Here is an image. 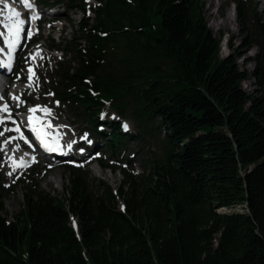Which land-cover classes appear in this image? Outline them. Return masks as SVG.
<instances>
[{
  "label": "trees",
  "instance_id": "obj_1",
  "mask_svg": "<svg viewBox=\"0 0 264 264\" xmlns=\"http://www.w3.org/2000/svg\"><path fill=\"white\" fill-rule=\"evenodd\" d=\"M64 1L82 19L51 93L94 131L110 112L131 123L108 121L102 148L136 142L147 170L121 169L116 192L75 168L63 197L23 185L13 221L0 204V264H264V24L247 31L235 6L258 51L247 73L237 51L219 57L202 0Z\"/></svg>",
  "mask_w": 264,
  "mask_h": 264
},
{
  "label": "rangeland",
  "instance_id": "obj_2",
  "mask_svg": "<svg viewBox=\"0 0 264 264\" xmlns=\"http://www.w3.org/2000/svg\"><path fill=\"white\" fill-rule=\"evenodd\" d=\"M202 1L204 4V13L206 18L205 21L207 22V26L211 30V33H213L217 38H220L219 57L225 58V56L231 54L233 51H237V53L240 54L237 60V65L239 66L238 68L247 73L252 72L254 69L253 59L255 58V54H257L258 51L256 47L249 49L248 42L250 41L247 37L246 29H244L236 19L237 9L235 6L239 4L248 14V25L246 28H248L247 31H249L252 30L251 18L253 16H255L254 18H256L260 24H264V0ZM49 4L51 3L49 2ZM90 4L95 5V3ZM42 12L46 22L40 27L39 30L40 41L32 46L26 45V43L21 45V50L17 55L18 58L16 67L11 76H13L14 81H17L19 78H23V80H25V84L20 85V88L28 90L26 91V94L29 96V101L43 105V107L50 109L49 116L56 121L55 127L66 126L59 128L62 129V136L64 139L67 138L69 140H75L76 142H83L84 145L81 146L82 148H93V146L95 147L96 145V156L99 158V160H101L104 166H110V169L101 167L99 163L97 164L91 162L90 164L88 163L83 166L81 165V171L88 175L91 184L94 182L96 185L97 181H102L110 186L113 190H117L124 179L119 171L120 168H125L127 172H130L136 178L137 176L146 174V163L143 161L144 152H141L140 144L136 142H130L127 146L126 152H121L111 156L105 149L102 148V140L104 139L103 136L101 137L100 135L93 134L91 128H86L80 123V121H73L71 112L68 110V108L62 104L57 105L55 99L49 93L51 91L50 80L59 75V62L66 63L70 57L68 56L66 59H62L60 53H49L47 52L46 48L50 46L49 40L53 39L55 40V44L58 45L60 49L69 50L70 47H66L65 43L63 44L62 41L70 40V37L73 34L71 25L76 26L81 18V15L75 6H70L66 2H62L54 10H48L43 6ZM0 40V45H3V39L0 38ZM37 52H40V55H36L35 60L30 61L31 55L37 54ZM30 62L32 63L31 67L34 70L35 83L29 81L28 79L29 68L27 65L30 64ZM30 83H32V87L28 86ZM37 84L38 86H36ZM241 87L245 93H252L251 91L256 89L253 84V80L251 79L245 81L243 80ZM15 96L19 97V95ZM3 97L4 101H0V103L5 102L6 100H12L13 103L17 102L11 98L10 93L4 94ZM19 105L24 106V111L33 108L23 101H21ZM16 110L17 108L11 107V114L15 118L22 120V116H16ZM40 112L43 113L42 111ZM108 120L115 121L121 126L127 125V129H125V131L131 132V134L135 133L131 123L119 119L113 113H109ZM107 124L108 122L102 126V132L104 131L106 133L109 131ZM4 128L5 126L0 125V131H3ZM9 132L10 131H5L4 136L0 137V148L2 149L6 146H9L11 150L14 148V146H16L14 140L11 139L12 137L6 138L7 135L10 134ZM160 133L161 136H163L161 131ZM85 136L86 139H84ZM6 139L10 140V142L4 144ZM148 149L151 150L150 148ZM10 150L5 152H1L0 150L1 156H8L10 154ZM81 150L82 149L77 147L76 152H74L75 155H80ZM151 151H153V154L159 153L158 149H152ZM3 160L4 159H0V190L2 191L0 192V204L4 209L2 216L7 221H13L16 215L22 209L23 186H17L15 184L19 178L23 179L26 177V179L32 180L37 186V189L43 193H50L53 196L63 197L68 185L67 181L70 178V165L67 162L56 160L53 170L50 171L46 168L47 165L50 164H46L41 159H38L37 165L32 168L36 173L34 176L30 175L29 171H18L13 174V177H11L10 175L12 172L8 170L7 166H3ZM127 160L129 162H127ZM49 179H52V182L47 185L46 182ZM122 206L123 202L119 201L118 207L120 210H122ZM242 210L243 209L241 207H234L220 209L218 210V213L237 214L242 212ZM74 222L76 221L74 220Z\"/></svg>",
  "mask_w": 264,
  "mask_h": 264
},
{
  "label": "snow or ice",
  "instance_id": "obj_3",
  "mask_svg": "<svg viewBox=\"0 0 264 264\" xmlns=\"http://www.w3.org/2000/svg\"><path fill=\"white\" fill-rule=\"evenodd\" d=\"M0 2H2V0H0ZM21 2L29 10H32L34 7L33 0H21ZM5 7H7L6 4ZM2 11L3 10L0 9V12ZM20 17H21V13L16 11L15 9H12L10 11V15L7 17V19L11 23H4L2 20H0V23H3L4 28L7 29V35H5L4 32H0V38H3V43L9 49V63L5 65L3 64V62H0V67H7L9 70H11V60H12L11 52L14 51L18 46L20 33L23 30L22 25L25 23V21L22 20ZM36 18L38 17L35 14L31 16V19H36ZM3 50H4L3 48H0V52H2ZM36 55H38V53L32 54L31 59H35ZM28 71H29V76H28L29 81L35 83L34 70L31 67H29ZM28 86L32 87V83H30ZM36 86H38V84ZM11 98L13 100H16L18 104L21 102L20 98L18 96H15L14 94L12 95ZM0 101H4V97L2 95H0ZM37 111H42L45 115H50V109H48L47 107L34 106L33 108L29 109V112L32 114H35ZM41 120H42L41 117H35V123H34L33 116L30 115L28 117V123L29 125H31V130L36 134L43 147L48 151L56 152L58 149L62 147L60 143V138H61L60 134L57 132L56 135H53L52 132L46 131L45 129L47 127H51V124L49 122L48 124L44 125L41 123ZM6 122H11L13 124L17 123L16 120L12 117L10 106L5 101L3 103H0V125H5ZM60 127H66V126H57V128ZM124 127L125 129H127V125H125ZM5 131L20 132L21 129L19 126L13 129H9L5 127L3 131H0V137L4 136ZM49 137H51V139H49ZM20 138L24 139L23 134H21ZM11 139H15V137H12ZM84 139H86V136L84 137ZM9 142L10 140L6 139L4 141V144H7ZM74 143H76L75 140L66 142L65 145H63V147H67L68 149H71ZM0 150L3 149L0 148Z\"/></svg>",
  "mask_w": 264,
  "mask_h": 264
},
{
  "label": "bare ground",
  "instance_id": "obj_4",
  "mask_svg": "<svg viewBox=\"0 0 264 264\" xmlns=\"http://www.w3.org/2000/svg\"><path fill=\"white\" fill-rule=\"evenodd\" d=\"M0 25H1V24H0ZM0 41H1V40H0ZM2 42H3V41H2ZM3 45H5V44L3 43ZM19 49H21V44H18V46H17V50H19ZM37 53H38V55H40V54H39L40 52H37ZM22 80H23V78H19V79L17 80V82L19 83V82H21ZM26 93H27V92L25 91V89H19L17 86L13 87V89L10 91L11 97H12L13 94H14V95H20V97H21L22 99H28V98H29V96H28ZM6 102H7V104H8L10 107H17V106H18V104H17V103H13L12 100H6ZM35 114H36V115L33 116L34 120H35V117H41V118H42L41 123H43V122H44L45 120H47V118L49 117V115H45V114H43V113H41V112H38V111H37ZM7 150H10V147H9V146L4 147L3 150H1V152H5V151H7ZM1 152H0V159H4V160L2 161V164H3L4 167H6L8 164L13 163V161H12L13 156L8 155V156H6V157H4V156L2 157V156H1ZM51 182H52V179H49V180L46 182V184L49 185Z\"/></svg>",
  "mask_w": 264,
  "mask_h": 264
}]
</instances>
